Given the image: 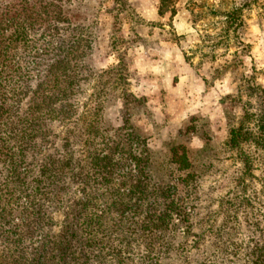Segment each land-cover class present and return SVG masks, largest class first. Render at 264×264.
Segmentation results:
<instances>
[{
  "label": "rangeland",
  "instance_id": "rangeland-1",
  "mask_svg": "<svg viewBox=\"0 0 264 264\" xmlns=\"http://www.w3.org/2000/svg\"><path fill=\"white\" fill-rule=\"evenodd\" d=\"M161 1L0 0L1 253L35 264L264 254V151L227 144L244 123L256 138L245 115L264 113V0ZM68 60L75 93L49 105L53 78L68 77L52 68Z\"/></svg>",
  "mask_w": 264,
  "mask_h": 264
},
{
  "label": "trees",
  "instance_id": "trees-1",
  "mask_svg": "<svg viewBox=\"0 0 264 264\" xmlns=\"http://www.w3.org/2000/svg\"><path fill=\"white\" fill-rule=\"evenodd\" d=\"M162 4L166 2V0L161 1ZM162 7V5H161ZM159 9V13H160ZM75 64L73 65L72 63L69 62V60L66 63H59L55 64L53 66V70H56L57 72H65L67 71L68 77L67 79H64L62 81L59 80V77L62 76L61 74H56L55 78H53L52 85L50 87V91L53 93H49L48 99H49V105H55L57 104L61 99L64 100L66 98L72 97L75 93V87L77 86L76 83H78L79 80V75L77 76ZM58 77V78H57ZM62 82H64L62 84ZM56 110L49 109L48 113L50 112H55ZM246 118V123H253L255 129L257 130L258 134L256 138L251 134L249 128H247L244 124H241V126L237 129H232L229 133V141L227 144H233L234 147H238L242 145L243 142L247 141H253L252 144L258 149L259 151H264V113L261 111L260 113H254V114H249L246 112L245 115ZM26 119V118H25ZM22 121V120H21ZM24 123L26 121L24 120ZM24 135H26V131L24 132ZM238 140V142H236ZM21 145V144H19ZM24 145V144H23ZM22 148V146H21ZM25 149V148H24ZM23 149V150H24ZM11 162V167L12 169L15 170L14 174L17 175L16 177H20V173H18L19 166L21 165V160H14L10 158ZM60 164L64 165L67 168H71L72 166V161L71 159H67L65 162H59ZM244 164L250 163V160H246V162H243ZM21 184V183H20ZM13 244H17L20 241L19 240H12ZM8 253H1L0 251V264H32L36 263L37 260L40 261V257L36 255L35 258H28L29 255H27V252H24L22 249L15 250L12 252L9 250ZM38 256V257H37ZM252 263L253 264H264V254L261 253H253L252 254Z\"/></svg>",
  "mask_w": 264,
  "mask_h": 264
}]
</instances>
